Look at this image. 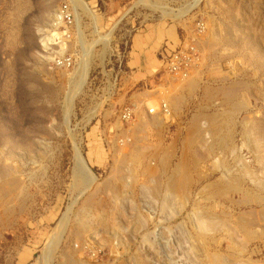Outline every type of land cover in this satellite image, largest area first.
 <instances>
[{
    "label": "rangeland",
    "instance_id": "1",
    "mask_svg": "<svg viewBox=\"0 0 264 264\" xmlns=\"http://www.w3.org/2000/svg\"><path fill=\"white\" fill-rule=\"evenodd\" d=\"M66 1L84 36L51 72ZM197 20L173 80L160 52ZM161 99L170 121L142 114ZM0 171V264H264V0H0Z\"/></svg>",
    "mask_w": 264,
    "mask_h": 264
},
{
    "label": "built area",
    "instance_id": "2",
    "mask_svg": "<svg viewBox=\"0 0 264 264\" xmlns=\"http://www.w3.org/2000/svg\"><path fill=\"white\" fill-rule=\"evenodd\" d=\"M49 23V32L45 38L43 37L42 42H39V56L43 66L51 72H69L73 70L77 57L73 46L75 43H80L84 36L80 20L78 21L73 7L66 1L59 4ZM205 30L204 23L197 20L193 33L184 38L182 45L170 51H167L166 47L161 50L162 68L168 77L182 82L195 73L201 61L198 41L205 34ZM139 109L132 103L123 105L118 111V123L130 124L135 121L137 115H144L151 119L159 117L165 120L167 118L169 121L172 117L168 103L164 99L158 102L156 108L145 106L143 115ZM117 142L120 147H124L130 139L127 135H122Z\"/></svg>",
    "mask_w": 264,
    "mask_h": 264
},
{
    "label": "bare ground",
    "instance_id": "3",
    "mask_svg": "<svg viewBox=\"0 0 264 264\" xmlns=\"http://www.w3.org/2000/svg\"><path fill=\"white\" fill-rule=\"evenodd\" d=\"M52 8V5L50 4V5H48V10H50ZM78 78V80L76 81V85L77 84H80L81 82H82V78H83V76H82V72L79 74V76L77 77ZM74 151H75V149H74ZM76 152V151H75ZM76 154V156H74V157H76V163H77V165L80 167V168H82V167H84V163H83V161L81 160V158H80V156H79V151L78 152H76L75 153ZM74 160V161H75ZM85 168V167H84ZM82 171V170H81ZM1 172V171H0ZM89 175V174H88ZM90 177V176H89ZM91 178V177H90ZM45 257V256H44Z\"/></svg>",
    "mask_w": 264,
    "mask_h": 264
},
{
    "label": "crops",
    "instance_id": "4",
    "mask_svg": "<svg viewBox=\"0 0 264 264\" xmlns=\"http://www.w3.org/2000/svg\"><path fill=\"white\" fill-rule=\"evenodd\" d=\"M167 49V48H166ZM162 53V51L160 52V54Z\"/></svg>",
    "mask_w": 264,
    "mask_h": 264
}]
</instances>
